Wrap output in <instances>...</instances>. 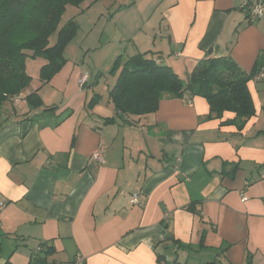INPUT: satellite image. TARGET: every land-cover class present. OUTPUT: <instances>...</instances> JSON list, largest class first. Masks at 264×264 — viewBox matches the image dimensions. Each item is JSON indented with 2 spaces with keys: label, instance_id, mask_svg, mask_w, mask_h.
I'll list each match as a JSON object with an SVG mask.
<instances>
[{
  "label": "crops",
  "instance_id": "crops-1",
  "mask_svg": "<svg viewBox=\"0 0 264 264\" xmlns=\"http://www.w3.org/2000/svg\"><path fill=\"white\" fill-rule=\"evenodd\" d=\"M118 1L119 34L95 81L86 62L67 59L46 85L44 61L37 85L26 62L32 82L0 108V264H264V80L248 84L256 115L239 131L223 125L233 113L209 119L198 96L119 116L109 100L117 74L107 77L118 57L139 53L185 82L208 57L250 73L264 55V18L252 23L244 5L257 0ZM35 92L53 115L28 104ZM194 202L197 215L184 210Z\"/></svg>",
  "mask_w": 264,
  "mask_h": 264
},
{
  "label": "trees",
  "instance_id": "trees-1",
  "mask_svg": "<svg viewBox=\"0 0 264 264\" xmlns=\"http://www.w3.org/2000/svg\"><path fill=\"white\" fill-rule=\"evenodd\" d=\"M86 1L89 0H0V108L32 82L26 73L27 59L47 61L40 70L43 85L66 65L65 51L78 35L79 26L74 20L60 30L59 25L68 6L79 7ZM29 30L32 33L27 38ZM54 35L57 40L51 46L50 39ZM149 54L120 56L113 65L111 73L117 74V80L109 91V100L119 116L149 115L157 112L165 96L181 99L186 95L207 100L209 119H222L224 113H233L234 120L223 122V125H234L239 131L256 115L248 84L264 67V55L250 73L244 72L229 56L205 58L198 62L185 82L170 67L158 65ZM26 100L32 108H44V113L53 115L58 109L44 107L38 92L28 95ZM99 100L100 96L94 95L88 110ZM114 121L107 119L105 124ZM239 168V164H234L231 174H236ZM250 184L251 180H248L247 186ZM197 204H189L184 210L197 215ZM158 259L162 261L163 257ZM248 264H252L250 258Z\"/></svg>",
  "mask_w": 264,
  "mask_h": 264
},
{
  "label": "rangeland",
  "instance_id": "rangeland-1",
  "mask_svg": "<svg viewBox=\"0 0 264 264\" xmlns=\"http://www.w3.org/2000/svg\"><path fill=\"white\" fill-rule=\"evenodd\" d=\"M90 1L91 0L86 1L85 4ZM118 5L119 1L115 3L114 0H100L93 10L91 9L90 12L85 10L84 13H82L81 10L83 5L79 7L68 6L59 25L60 30L70 20H74L78 24V35L67 47L65 58L70 61H78L81 66L84 65L83 62H86L84 70L89 74L90 82L97 79L100 70L105 71L107 61L109 62L111 60L109 54L113 51V45L116 44L119 29L115 26L114 22L111 23L110 16L115 13L116 7H119ZM84 8L86 9L87 7ZM101 13H104V17H102L101 21L95 25V20L101 16ZM30 31L31 30L26 33L27 38L31 37L30 34L32 32ZM56 40L57 35L51 37L50 45H54ZM44 61L43 58L27 59V71L30 76H33L36 79L35 84L37 85L39 84L37 74ZM113 76L115 75L109 74L107 77L111 78ZM185 78L186 77H184V79ZM105 80L106 78L104 77L101 85L105 86ZM100 89H102V87ZM135 196L136 200L133 203L134 205L138 204V195Z\"/></svg>",
  "mask_w": 264,
  "mask_h": 264
},
{
  "label": "built area",
  "instance_id": "built-area-1",
  "mask_svg": "<svg viewBox=\"0 0 264 264\" xmlns=\"http://www.w3.org/2000/svg\"><path fill=\"white\" fill-rule=\"evenodd\" d=\"M244 9L248 12L249 18L251 19L252 22H256L264 18V2L262 0L247 2L244 5ZM87 80H88L87 76H82L78 81L79 86L81 87L84 86L87 83ZM255 80L256 81L264 80V67L262 68L260 73L256 76ZM91 160L98 164H103L104 162L101 154L98 152L91 157ZM135 200H136V196L133 195L131 202L134 203ZM3 207L4 204H0V211L3 209ZM76 264H85L84 258L79 256L76 260Z\"/></svg>",
  "mask_w": 264,
  "mask_h": 264
}]
</instances>
